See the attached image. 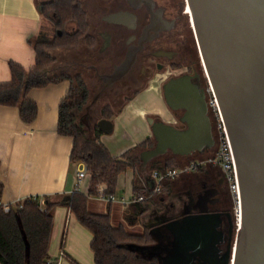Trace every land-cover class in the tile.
I'll list each match as a JSON object with an SVG mask.
<instances>
[{
	"label": "crops",
	"instance_id": "crops-1",
	"mask_svg": "<svg viewBox=\"0 0 264 264\" xmlns=\"http://www.w3.org/2000/svg\"><path fill=\"white\" fill-rule=\"evenodd\" d=\"M39 1L0 0V82L11 78L10 61L28 68L35 63L36 54L29 39L41 27ZM137 85L134 84L130 98L124 100L122 108L110 118L114 123L113 131H102L100 139L113 155H121L153 136L149 116L174 119L173 115L167 113L160 82ZM69 87L70 80L63 79L31 88L28 95L36 101L38 113L30 123L21 118L18 106L0 103V181L4 185L3 203L13 206L29 196H39L43 202L46 196L67 200L77 184L82 192L89 193L90 175L87 173L80 180L77 176L79 162L71 160L73 138L58 132L59 104ZM142 87L145 88L141 91ZM148 94L151 95L148 97ZM140 166L142 182L151 188L155 183V171H146ZM192 176L181 172L173 180L165 182L172 185V191L156 193L140 202L105 201V208L111 215L115 210L118 217L127 222L128 226L120 223L128 230L135 232L141 228V233L148 230L155 239L152 244H133L132 247L147 256L169 257L176 241H181L187 250L175 252L171 257H193L198 254L197 247L206 246L209 242L208 236L199 233L203 229L208 231L209 236L212 234L210 237L215 244L220 235L217 231L219 218H208L206 222L196 225L189 220L191 213L188 210H180L187 195L176 191L180 187L184 188ZM134 182L135 169L129 168L119 174L115 193L128 197L137 195L133 190ZM94 200L100 199L93 195L89 197V206L96 209L93 211H103L100 209L104 206H93ZM114 202L118 204L113 208ZM52 211L49 259L43 264H96L91 246L92 231L79 221L65 202L55 204Z\"/></svg>",
	"mask_w": 264,
	"mask_h": 264
},
{
	"label": "trees",
	"instance_id": "trees-1",
	"mask_svg": "<svg viewBox=\"0 0 264 264\" xmlns=\"http://www.w3.org/2000/svg\"><path fill=\"white\" fill-rule=\"evenodd\" d=\"M39 10L41 27L29 39L36 54L35 63L28 68L16 61L9 62L11 78L0 82V103L18 106L21 118L30 123L38 113L36 101L28 95L30 89L69 79L70 87L59 104L58 132L73 138L71 160L86 163L90 188L87 194L76 186L67 200L46 196L43 202L39 196L25 197L6 211L2 202L4 185L0 181V264L45 263L49 259L52 207L62 202L68 204L79 221L92 231L91 246L96 264H161L156 255H144L131 246L154 243L155 239L148 230L132 232L122 224H114L109 211H93L89 206V197L97 193L100 184H106L107 192L115 193L119 174L129 168L135 169L134 194L148 192L141 179V152L155 146V137L144 139L121 155L111 153L100 139L102 130L98 120L114 116L111 108L116 106L117 99L112 100L111 105L105 103L94 123L88 125L80 112L88 109L90 84L81 71L69 69V60L68 63L61 62L59 56L63 50L74 52L82 45L90 49L98 47L100 39L93 28L89 6L85 0H40ZM129 98L127 95L124 100ZM213 132L218 139L214 119ZM188 157L169 150L152 158L148 168L165 173L189 165ZM175 177L163 182L161 192L173 190L172 185L165 182Z\"/></svg>",
	"mask_w": 264,
	"mask_h": 264
},
{
	"label": "water",
	"instance_id": "water-1",
	"mask_svg": "<svg viewBox=\"0 0 264 264\" xmlns=\"http://www.w3.org/2000/svg\"><path fill=\"white\" fill-rule=\"evenodd\" d=\"M189 4L203 64L232 144L241 193L242 221L231 264H264V0H189ZM171 88L166 85L164 94L174 107ZM187 108L181 117L186 128L148 117L156 143L141 152L143 167L169 150L188 155L212 144L207 110L195 104ZM98 125L106 133L114 128L107 117H101ZM206 213L203 208L188 218L206 222L202 217ZM185 250L176 241L169 257L158 258L161 264H194V257H171Z\"/></svg>",
	"mask_w": 264,
	"mask_h": 264
},
{
	"label": "flooded vegetation",
	"instance_id": "flooded-vegetation-1",
	"mask_svg": "<svg viewBox=\"0 0 264 264\" xmlns=\"http://www.w3.org/2000/svg\"><path fill=\"white\" fill-rule=\"evenodd\" d=\"M88 2L91 5V8L88 6L92 25L100 39L98 48L105 54L102 60L90 64L103 79L100 93H110L114 101L124 89L135 87V83L139 86L158 81L165 97V86L168 85L170 91L174 85L171 92L175 106L169 105L165 97L167 113L173 115L174 119L166 120L160 115H153V118L154 121L174 123L180 128L188 126L186 121L181 120L189 112L188 105L195 104L207 110L213 142L203 150L188 154L190 169L185 172L193 176L184 188L180 187L176 192L187 195L181 211L200 214L205 208L207 213L203 218H219L217 231L220 235L215 244L210 237L212 234L209 236L205 229L199 232L208 236L209 242L203 246L205 249L202 246L196 248L198 254L193 256V263L231 264L237 233L234 199L225 170L218 161L213 160L218 152V139L213 132L211 115L212 86L199 50L189 0ZM128 63V69L119 74ZM100 64L109 65V70L101 72ZM127 95H123L122 103ZM193 97L194 103L191 102ZM120 108L122 105H119ZM86 114H91L90 105ZM206 249L211 250L207 252Z\"/></svg>",
	"mask_w": 264,
	"mask_h": 264
},
{
	"label": "built area",
	"instance_id": "built-area-1",
	"mask_svg": "<svg viewBox=\"0 0 264 264\" xmlns=\"http://www.w3.org/2000/svg\"><path fill=\"white\" fill-rule=\"evenodd\" d=\"M211 92L213 95L212 98L210 99V105L211 108L216 112V116H217L216 126L218 129V139H219L218 152L213 160L216 162L218 161L220 163V165L225 170L226 175L228 177L230 188L233 193L235 222L238 230L242 221V202H241V193H240L235 157L218 100L213 90H211ZM189 169H190V165H186L184 167H179V168H173L165 173H160L157 170H155L154 172L155 183L151 188H148L147 193H140L132 197H128L127 195L118 196L116 193L107 192L106 184L102 183L98 186V191L93 196L106 202H113V201H120L122 203H134L138 201L140 202L148 199L149 197H152L156 193L161 192L163 182L167 178L175 177L179 173L188 171ZM87 173L88 172H87L86 163L80 161L77 171L78 178L81 180L87 175ZM77 187L79 188L78 184ZM3 205L6 211H9L11 209L10 204L3 203Z\"/></svg>",
	"mask_w": 264,
	"mask_h": 264
},
{
	"label": "rangeland",
	"instance_id": "rangeland-1",
	"mask_svg": "<svg viewBox=\"0 0 264 264\" xmlns=\"http://www.w3.org/2000/svg\"><path fill=\"white\" fill-rule=\"evenodd\" d=\"M85 1H86L87 5H89L91 8V5L89 4L88 0H85ZM59 56H60L61 62L64 61V63H68L70 61L69 62V65H70L69 69H72V71H74V72L75 71H81L90 84L91 96H90V100H89V105L91 107V114L87 115L86 114L87 110H83L82 112H80V115L84 116L85 122L88 121V122H90L89 125L90 124L92 125L94 123V121L96 120V117L98 116V114L101 113L100 109L103 107V105H105V103H107V102L111 105L112 100H113L110 93L104 94V91H102V93H100V90L103 87V79L101 77H99L95 73L94 69L90 66V64L92 62H94V61L98 62L99 60H102L104 58L105 54L102 53L98 47L95 49H90L89 47L82 45L77 50H74V52L71 51L69 53V52H67V50H63V51H61ZM73 59L77 60V62L73 61ZM67 60H69V61H67ZM99 68H100L101 72L107 71V70H109V65L100 64ZM142 88L143 89H141V91L144 90L145 87H142ZM132 91H133V88H131V87H130V90H129V88L124 89L121 92L120 98H119V96L116 98L117 99V103H115L116 106L112 107L111 111L116 112L119 109V105H121V103H122V100H123L122 96L126 95L127 93L131 94ZM150 95L151 94H148V97ZM212 95H213L212 92H210L211 98H212ZM109 113H110V111H109ZM211 115H212V119H214V121L217 125V116H216V112L213 109H211ZM148 165L149 164L147 163V166L144 168H146V171H151V169L148 168ZM117 195L122 196L119 194H117ZM94 201H95V203H94L95 205H93V206H95V207H96V205L104 206L100 210H103L105 212L108 211L107 207L105 208V206H107L105 204V201H102V200H94ZM116 204H118V202L113 203V208L116 206ZM90 209L96 210L92 206H90ZM103 211H101V212H103ZM111 216H112V220H113L114 224L120 225V224H122L120 222H123L124 225L128 226L126 221H124V220L120 219V217H118V213H116L115 210L113 211V214ZM134 231L141 233L142 229L139 228V229L134 230Z\"/></svg>",
	"mask_w": 264,
	"mask_h": 264
}]
</instances>
